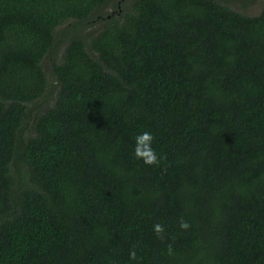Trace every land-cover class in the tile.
I'll use <instances>...</instances> for the list:
<instances>
[{
    "label": "trees",
    "instance_id": "obj_1",
    "mask_svg": "<svg viewBox=\"0 0 264 264\" xmlns=\"http://www.w3.org/2000/svg\"><path fill=\"white\" fill-rule=\"evenodd\" d=\"M0 264H264V0H0Z\"/></svg>",
    "mask_w": 264,
    "mask_h": 264
},
{
    "label": "clouds",
    "instance_id": "obj_2",
    "mask_svg": "<svg viewBox=\"0 0 264 264\" xmlns=\"http://www.w3.org/2000/svg\"><path fill=\"white\" fill-rule=\"evenodd\" d=\"M154 145V136L150 131L139 132L134 138L133 156L135 159L142 161L145 165H156L163 159L159 156ZM189 223L181 218L179 227L181 229H188ZM153 230L157 235L163 232L161 224L153 225ZM130 257H135L136 253L133 250L129 252Z\"/></svg>",
    "mask_w": 264,
    "mask_h": 264
},
{
    "label": "rangeland",
    "instance_id": "obj_3",
    "mask_svg": "<svg viewBox=\"0 0 264 264\" xmlns=\"http://www.w3.org/2000/svg\"><path fill=\"white\" fill-rule=\"evenodd\" d=\"M260 1V0H259ZM233 7L239 9V10H242V5L240 2H232L231 4ZM261 5L259 2H257L255 5H253L252 7H248L247 9V12L248 14H257L258 13V10L260 9ZM108 13H111L112 10L111 9H108L107 10Z\"/></svg>",
    "mask_w": 264,
    "mask_h": 264
}]
</instances>
